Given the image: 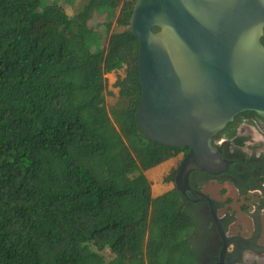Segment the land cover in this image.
I'll use <instances>...</instances> for the list:
<instances>
[{
	"label": "trees",
	"instance_id": "trees-1",
	"mask_svg": "<svg viewBox=\"0 0 264 264\" xmlns=\"http://www.w3.org/2000/svg\"><path fill=\"white\" fill-rule=\"evenodd\" d=\"M134 5L0 0V264H200L181 192L152 194L188 149L139 129ZM244 120L264 122L242 113L216 139L243 147Z\"/></svg>",
	"mask_w": 264,
	"mask_h": 264
},
{
	"label": "water",
	"instance_id": "water-1",
	"mask_svg": "<svg viewBox=\"0 0 264 264\" xmlns=\"http://www.w3.org/2000/svg\"><path fill=\"white\" fill-rule=\"evenodd\" d=\"M129 29L139 40V129L188 149L174 180L185 193L193 172L228 170L215 138L238 115L264 120V0H138Z\"/></svg>",
	"mask_w": 264,
	"mask_h": 264
},
{
	"label": "flooded vegetation",
	"instance_id": "flooded-vegetation-1",
	"mask_svg": "<svg viewBox=\"0 0 264 264\" xmlns=\"http://www.w3.org/2000/svg\"><path fill=\"white\" fill-rule=\"evenodd\" d=\"M261 125L264 132V122ZM238 132L239 130L237 134ZM215 143L222 150L224 157L231 161L228 169L233 166L232 173L229 170L217 175L200 171L199 173L193 172L189 178L191 190H186L185 193L181 192V195L196 219V232L192 236V241L198 254L199 263L236 264L241 253L256 250L258 245L252 239L246 241L247 239L243 237L228 236V225L230 223L228 216L226 213L221 214L219 203L205 194L202 187L210 181L230 183L239 195L246 198L258 194L263 199L262 203L264 204V150L257 153L250 152V154L242 153V147L236 146L232 140L228 139L226 134L220 135L217 139L215 138ZM246 163L249 165H246ZM192 190L203 192L212 199L213 205L209 201L197 200ZM260 209L259 206L258 212Z\"/></svg>",
	"mask_w": 264,
	"mask_h": 264
},
{
	"label": "rangeland",
	"instance_id": "rangeland-1",
	"mask_svg": "<svg viewBox=\"0 0 264 264\" xmlns=\"http://www.w3.org/2000/svg\"><path fill=\"white\" fill-rule=\"evenodd\" d=\"M40 24L33 26V32L37 34L36 28ZM41 29V28H39ZM108 79V90L118 96L119 88L115 87L118 78H124V70L113 72L106 75ZM262 121L250 122L244 120L238 125V135L247 137L248 141L241 148L245 154L257 153L264 150V132L262 131ZM263 144V145H261ZM168 167L158 168L151 172L152 194L154 197L159 196L165 191L173 189L175 183L159 181V177L164 174ZM169 171V169H168ZM162 174V175H161ZM264 184V181H263ZM202 190L205 194L215 199L221 208V214L226 213L229 219L228 236L243 237L246 241L252 239L256 241L258 249L245 251L240 254L236 264H264V204L263 199L256 196L244 197L239 195L235 187L230 183L210 181L203 185ZM260 210L258 212V208Z\"/></svg>",
	"mask_w": 264,
	"mask_h": 264
},
{
	"label": "built area",
	"instance_id": "built-area-1",
	"mask_svg": "<svg viewBox=\"0 0 264 264\" xmlns=\"http://www.w3.org/2000/svg\"><path fill=\"white\" fill-rule=\"evenodd\" d=\"M129 1H133V2H135V3H136L138 0H129Z\"/></svg>",
	"mask_w": 264,
	"mask_h": 264
}]
</instances>
